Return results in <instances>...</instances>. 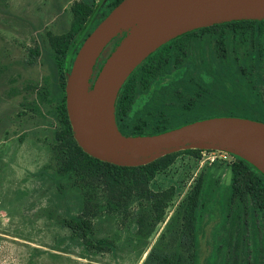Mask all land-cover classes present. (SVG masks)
Instances as JSON below:
<instances>
[{"label":"rangeland","instance_id":"rangeland-1","mask_svg":"<svg viewBox=\"0 0 264 264\" xmlns=\"http://www.w3.org/2000/svg\"><path fill=\"white\" fill-rule=\"evenodd\" d=\"M77 1L0 0V264H144L153 248L174 249L172 232L181 223L171 227L172 220L206 169L214 186L203 202L198 264H252L228 241L217 203L218 186L229 183L234 160L228 156L180 154L156 174L150 191L173 188L174 195L147 238L136 234L141 205L135 193L114 206L102 184L86 187L56 173L52 146L62 128L61 93L50 42L70 30ZM71 218L90 223L85 238L67 228ZM256 258L264 264V248Z\"/></svg>","mask_w":264,"mask_h":264},{"label":"trees","instance_id":"trees-1","mask_svg":"<svg viewBox=\"0 0 264 264\" xmlns=\"http://www.w3.org/2000/svg\"><path fill=\"white\" fill-rule=\"evenodd\" d=\"M121 1L74 2L70 30L51 39L59 71L61 99L57 111L62 125L52 146L53 160L56 173L62 177H70L86 187L102 184L114 206L135 193L141 205L136 234L147 238L163 219L174 195L173 188L153 193L150 182L178 155L197 159L203 151L175 153L141 167L104 163L88 156L77 145L65 105V73L70 71L84 40ZM220 116L264 123V21L216 25L165 44L131 74L116 104L117 126L125 136L156 135ZM233 158L228 165L229 183L217 188L218 196H222L217 203L222 205L228 241L235 243L240 255L256 264L258 247L264 248V175L246 161ZM213 186L211 172L202 171L172 220L171 227L181 223V230L172 232V241L177 242L174 249L153 248L144 264H198L203 202ZM142 200L148 205L142 204ZM65 223L81 238L91 228L81 218ZM178 245L184 250L182 253Z\"/></svg>","mask_w":264,"mask_h":264},{"label":"water","instance_id":"water-1","mask_svg":"<svg viewBox=\"0 0 264 264\" xmlns=\"http://www.w3.org/2000/svg\"><path fill=\"white\" fill-rule=\"evenodd\" d=\"M240 21H264V0H122L84 40L65 73L66 112L77 145L118 167H141L188 150L223 152L264 175L263 122L220 116L136 136L121 134L116 122L120 92L149 56L188 33Z\"/></svg>","mask_w":264,"mask_h":264},{"label":"flooded vegetation","instance_id":"flooded-vegetation-1","mask_svg":"<svg viewBox=\"0 0 264 264\" xmlns=\"http://www.w3.org/2000/svg\"><path fill=\"white\" fill-rule=\"evenodd\" d=\"M114 47H112L111 49H108L107 53H105L103 55V58L101 60V62L99 63V66H98V69L100 70L101 69V66L103 65V63L105 62V58L106 56H108V54L113 50Z\"/></svg>","mask_w":264,"mask_h":264},{"label":"built area","instance_id":"built-area-1","mask_svg":"<svg viewBox=\"0 0 264 264\" xmlns=\"http://www.w3.org/2000/svg\"><path fill=\"white\" fill-rule=\"evenodd\" d=\"M207 152V151H206ZM213 153H219V154H223L224 156H222V157H219V158H222V160H227L226 159V156H228L229 158H231V159H233L234 160V158H233V156L232 155H229V154H226V153H223V152H213ZM214 160V159H213Z\"/></svg>","mask_w":264,"mask_h":264}]
</instances>
